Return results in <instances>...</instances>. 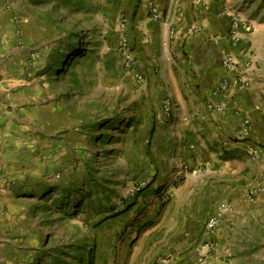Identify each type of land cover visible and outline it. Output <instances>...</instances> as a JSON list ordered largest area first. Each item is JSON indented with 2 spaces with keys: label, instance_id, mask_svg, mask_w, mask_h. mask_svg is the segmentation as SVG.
<instances>
[{
  "label": "crops",
  "instance_id": "1",
  "mask_svg": "<svg viewBox=\"0 0 264 264\" xmlns=\"http://www.w3.org/2000/svg\"><path fill=\"white\" fill-rule=\"evenodd\" d=\"M112 1L106 30L115 39L125 93L132 95L128 118L139 129L131 145L134 167L150 185L135 198L123 194L126 201L109 208L103 219L107 224L118 220V230L97 235L102 243L91 247L94 255L101 250L104 264H157L166 257L169 264H198L209 237L206 223L220 204L230 202L232 210L213 237L218 252L206 264H255L256 253L264 249V198L248 200L246 193L264 187V71L257 65L260 56H251L258 30L240 23L241 41L231 42L238 14L229 0ZM153 10L160 15L157 21ZM122 17L129 20L131 71L120 52ZM228 55L236 60L233 72L223 67ZM6 108L0 107V178L12 177L9 170L23 149L9 140L11 132L20 136L23 131L12 130L21 121ZM247 120L251 129L246 135ZM2 181L4 236L13 218L9 199L24 189H6ZM164 194L169 201L161 204Z\"/></svg>",
  "mask_w": 264,
  "mask_h": 264
},
{
  "label": "rangeland",
  "instance_id": "2",
  "mask_svg": "<svg viewBox=\"0 0 264 264\" xmlns=\"http://www.w3.org/2000/svg\"><path fill=\"white\" fill-rule=\"evenodd\" d=\"M113 3L0 0V107L21 121L12 130L23 131L9 134L23 149L12 177L0 180L24 189L9 199L13 218L4 240L0 235V264H78L80 256L88 262L97 235L118 230V220L103 219L109 208L120 207L133 187L150 185L135 171L131 145L139 129L128 118L132 95L106 30ZM229 5L258 30L251 56H260L264 71V0ZM263 188L251 187L247 193L256 195L246 198H264ZM100 253L93 264H104ZM256 257L264 264L263 248Z\"/></svg>",
  "mask_w": 264,
  "mask_h": 264
},
{
  "label": "built area",
  "instance_id": "3",
  "mask_svg": "<svg viewBox=\"0 0 264 264\" xmlns=\"http://www.w3.org/2000/svg\"><path fill=\"white\" fill-rule=\"evenodd\" d=\"M148 5L153 7V2L149 1ZM152 18L155 21H157L160 18V15L157 14V12L155 10H153ZM240 23H242V21L238 17L233 18V23L231 25V31H230V40L232 43H235V44L239 43L241 41V35L238 31V25ZM128 25H129V20L126 17H122L120 24H119V27L124 31V34L120 40V52H121V55L123 57V64H124L125 68L128 71H131L132 68H134L135 61H134L133 56H132V52H133L132 44L129 40L128 33H127ZM223 67L225 70H227L229 72H233L236 68V60H235L234 56H232V55L226 56L223 60ZM139 79L141 80V82H143L142 77H139ZM167 104H169V103L167 102ZM214 109L217 112L223 111L222 106H216V107H214ZM250 129H251V121L247 120L245 123V126H244V133L246 135L249 134ZM183 170H184L183 172H185V171H187V168H183ZM6 186H7L6 187L7 189L10 188V184H7ZM142 188H145V187H133L130 190L129 196L131 198H135L137 192L141 191ZM263 191H264V188H263ZM255 195H256V192H250V193H247L246 196L252 198ZM168 201H169V195L168 194L162 195V197L160 199V203L166 204ZM231 210H232V204L230 202H224V203L220 204L217 207L214 214L210 217V219L206 223V232L209 235V237L201 245V249H200L199 254H198V264H206L216 254L217 248H218V243L215 242L213 237L216 235V231L219 229L222 220L224 219V217L228 213H230ZM169 260H170V258H168V257L167 258H161L157 262V264H169Z\"/></svg>",
  "mask_w": 264,
  "mask_h": 264
},
{
  "label": "trees",
  "instance_id": "4",
  "mask_svg": "<svg viewBox=\"0 0 264 264\" xmlns=\"http://www.w3.org/2000/svg\"><path fill=\"white\" fill-rule=\"evenodd\" d=\"M77 48V46H75ZM88 255V262L85 261V259H83L81 256L78 257V264H93L94 260H95V255H94V252L93 250L92 251H89L87 253ZM87 262V263H86Z\"/></svg>",
  "mask_w": 264,
  "mask_h": 264
}]
</instances>
